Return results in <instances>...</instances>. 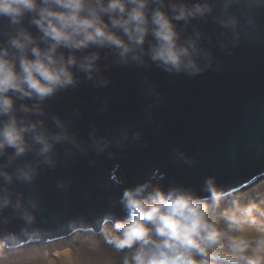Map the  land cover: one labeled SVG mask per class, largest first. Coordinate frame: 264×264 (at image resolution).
Segmentation results:
<instances>
[{"label": "water", "instance_id": "obj_1", "mask_svg": "<svg viewBox=\"0 0 264 264\" xmlns=\"http://www.w3.org/2000/svg\"><path fill=\"white\" fill-rule=\"evenodd\" d=\"M172 2L197 0H165ZM208 2L211 13L187 23L174 21L182 38L199 32L200 47L211 54L198 58L206 66L199 74L158 66L147 54L153 40L149 34L143 63L131 54L125 63L109 47L61 48L65 57L98 52L99 71L89 79L73 66L75 85L43 101L14 97L18 119L37 123L50 141L61 133L68 138L53 142L52 151L41 155V145L29 133L27 152L15 156V149L7 148L0 156L3 171L12 177L6 181L0 175V195L11 198L0 210V264L104 235L127 217L121 203L126 188L144 183L149 191L181 188L211 203L205 191L209 178L225 199L264 178V0H230L226 12L228 0ZM164 10L171 14L169 7ZM32 15L21 25L0 18V48L17 51L9 41L19 27L46 47L42 32L30 23ZM227 16L236 18L235 28L219 22ZM21 105L40 110L25 112ZM103 144L107 147L100 151ZM27 169L30 180L21 178ZM25 211L35 217L31 224Z\"/></svg>", "mask_w": 264, "mask_h": 264}, {"label": "clouds", "instance_id": "obj_2", "mask_svg": "<svg viewBox=\"0 0 264 264\" xmlns=\"http://www.w3.org/2000/svg\"><path fill=\"white\" fill-rule=\"evenodd\" d=\"M154 2L157 6L150 8ZM229 6L230 0L224 4L225 12ZM165 7L171 9V14ZM212 11L213 5L208 0H197L191 5L183 2L166 5L165 0H0V18H6L11 25H21L28 14H33L30 23L42 32L41 39L46 44L41 48L27 29L19 27L9 41L17 51L0 48V118L7 117L0 119V156L5 155L7 148H14L15 156L27 152L29 133L41 145V155L52 151L53 142L68 138L61 133L50 141L45 132L37 130V123L18 119L14 111L15 98L43 101L58 90L75 85L73 66L78 65L89 79L99 71L98 52L78 58L74 53L65 57L59 49L109 47L116 49L125 63L130 54L132 60L143 63V45L150 34L153 40L149 41L147 54L152 61L168 72L196 75L206 67L198 63V58L211 54L200 47L199 32L195 38H182L174 21L187 23ZM219 22L235 28L237 20L227 16ZM21 109L40 110L38 106L33 109L27 105H21ZM96 143L101 145L102 138ZM105 147L107 144L100 151ZM3 167L0 165V175L10 181L11 175ZM21 178L30 180L32 170H23ZM148 189V183L126 188L121 197L126 219L117 220L111 229L104 230L106 244L119 251L134 249L130 259L126 255L124 264H264V235L252 238L233 235L243 233L245 225L256 222L253 216L256 204L241 207L237 203L233 209L225 210L221 214L224 228L210 219L207 198L181 188ZM205 191L219 206L222 193L212 178L206 181ZM10 203L9 195H0V210ZM16 207H20L19 201ZM23 216L29 224L35 219L27 211ZM225 246L228 252L223 251ZM3 248L0 241V252Z\"/></svg>", "mask_w": 264, "mask_h": 264}, {"label": "rangeland", "instance_id": "obj_3", "mask_svg": "<svg viewBox=\"0 0 264 264\" xmlns=\"http://www.w3.org/2000/svg\"><path fill=\"white\" fill-rule=\"evenodd\" d=\"M247 192V198L242 197L238 200L242 195L229 199L222 198L219 206H216L214 202L209 203L210 219L217 220L221 227L226 228L221 215L225 210L233 209L237 203L241 207L256 204L257 209L253 212L256 222L245 225L243 233H233V235H243L246 238L262 236L264 235V178L253 184ZM133 250L119 251L106 244L104 235H100L63 243L4 264H124L126 255L130 259ZM223 251L228 252L227 246Z\"/></svg>", "mask_w": 264, "mask_h": 264}, {"label": "trees", "instance_id": "obj_4", "mask_svg": "<svg viewBox=\"0 0 264 264\" xmlns=\"http://www.w3.org/2000/svg\"><path fill=\"white\" fill-rule=\"evenodd\" d=\"M252 187H253V186H252ZM252 187H250L249 189H251ZM249 189H248V190H249ZM248 190H246L245 192H243V193H241V194H239V195L233 196V197H231V198L238 197V196H241V195H242V196H241L238 200L242 199V197L247 198V196H248V195H247V193H248L247 191H248ZM256 190H258V189H256ZM256 190H255V192H256ZM253 192H254V191H253ZM246 195H247V196H246ZM228 199H229V198H228Z\"/></svg>", "mask_w": 264, "mask_h": 264}]
</instances>
